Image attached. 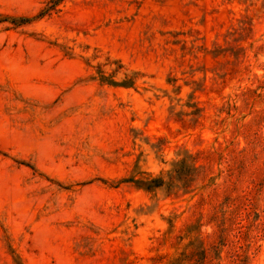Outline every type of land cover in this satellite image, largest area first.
<instances>
[{
	"label": "rangeland",
	"instance_id": "1",
	"mask_svg": "<svg viewBox=\"0 0 264 264\" xmlns=\"http://www.w3.org/2000/svg\"><path fill=\"white\" fill-rule=\"evenodd\" d=\"M47 2L0 0V264H264V0Z\"/></svg>",
	"mask_w": 264,
	"mask_h": 264
},
{
	"label": "trees",
	"instance_id": "2",
	"mask_svg": "<svg viewBox=\"0 0 264 264\" xmlns=\"http://www.w3.org/2000/svg\"><path fill=\"white\" fill-rule=\"evenodd\" d=\"M60 1L61 0H48L47 6L43 10H41L38 14H42V12L54 8L57 5V3H59ZM26 19L27 18H25V17L22 18V20H26ZM102 78H103V75H102ZM108 83L112 84V85H121V86H126L128 84L127 80L115 81L113 79H109ZM136 182L141 184V185H143V186H145V188H149V187H152V186L160 185L161 179L152 178V179H149V180H146V181L137 180Z\"/></svg>",
	"mask_w": 264,
	"mask_h": 264
}]
</instances>
